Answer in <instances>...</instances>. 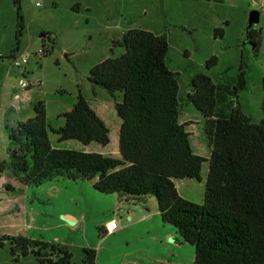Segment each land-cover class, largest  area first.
Returning a JSON list of instances; mask_svg holds the SVG:
<instances>
[{"label":"trees","instance_id":"trees-1","mask_svg":"<svg viewBox=\"0 0 264 264\" xmlns=\"http://www.w3.org/2000/svg\"><path fill=\"white\" fill-rule=\"evenodd\" d=\"M15 3L21 25L18 49L23 18L21 0ZM218 33L223 34V29L216 28ZM248 37L256 46L253 29ZM116 45L123 52L117 53ZM42 48L45 52V45ZM110 52L111 56L92 66L88 79L94 93L96 86L114 98L117 92L123 93V100L115 101L122 119L121 157L52 145L50 130L58 134L59 141L109 144V127L79 92L72 109L64 113L62 127H49L45 101L39 100L33 117L9 128L10 159L0 163V173L10 169L27 185L67 177L92 180L94 188L106 194L134 199L151 194L158 201L163 220L194 245V264H264V120H253L238 100L239 92L247 86L245 63L241 62L231 88L217 84L207 71L192 77V92L187 98L206 118L211 147L204 202L199 204L181 196L174 182L176 178L199 180L207 159L194 152L186 124L179 120V73L167 62V35L130 28L121 40L113 42ZM217 60L216 55L211 56L206 69L211 70ZM262 85L264 89V76ZM4 240L10 241L15 260L33 254L36 264L96 263L94 248H84L81 262L75 263L72 251L57 243L13 236L1 239L2 247ZM41 248H51L55 255L46 260ZM55 256L57 259L52 258Z\"/></svg>","mask_w":264,"mask_h":264},{"label":"rangeland","instance_id":"rangeland-1","mask_svg":"<svg viewBox=\"0 0 264 264\" xmlns=\"http://www.w3.org/2000/svg\"><path fill=\"white\" fill-rule=\"evenodd\" d=\"M20 6L23 28L17 49L21 28L18 5L15 0H0V163L9 161L11 147L8 130L2 123L22 110L27 112L39 99L50 104L58 98L69 100L79 92L92 98L90 69L111 56L113 42L121 40L128 28L166 33L170 44L167 62L171 69L180 72V97L187 114L200 115L189 100L185 103L191 76L206 71V61L216 55L217 64L208 72L217 84L225 83L229 88L236 80L241 62L245 63L247 86L239 92V103L242 110L251 112L256 122L264 118L258 107L264 76V0H225L211 6L209 2L195 0H21ZM252 10L260 13L259 21L251 28L257 37L256 46L246 34ZM226 20L227 36L215 40L211 36L213 25L225 27L222 22ZM43 45L46 53L39 56ZM116 52L120 53L121 49L117 47ZM22 55L28 59L24 69L13 64V58ZM22 81L29 86H22ZM98 87L108 97L107 90ZM193 131L191 143L197 152L194 138L201 137L203 130ZM206 176L207 164L203 163L196 184L203 185ZM8 182L14 186L9 190ZM88 183V180L53 178L39 185L17 184L5 173L0 178V240L7 232L16 230L42 233L54 243L58 237L56 243L67 247L79 260L83 237L93 241L98 235L94 223L88 221L100 205L102 192L94 188L91 194ZM71 211L87 219L76 226H61L62 213ZM30 223L35 224L38 233H34ZM4 242L0 246V264L37 263L33 254L20 255L15 260L10 241ZM53 252L51 248L42 249L46 260L49 255H55Z\"/></svg>","mask_w":264,"mask_h":264},{"label":"crops","instance_id":"crops-1","mask_svg":"<svg viewBox=\"0 0 264 264\" xmlns=\"http://www.w3.org/2000/svg\"><path fill=\"white\" fill-rule=\"evenodd\" d=\"M195 1L204 2L205 4L209 2L211 6L213 2L218 4V3H224L225 0H195ZM223 24L225 25V27H219L213 25V30H211V36H213L215 40H217L218 38L224 39L227 36L228 20H226L225 22L223 21L222 25ZM216 28H222L223 34H219V33L215 34ZM120 49L121 52H123V49L122 48ZM105 58H103L102 60H104ZM173 71L180 73L178 70H173ZM206 71L208 72L210 70L206 69ZM195 73L196 72L193 73L191 79ZM234 78H236V76ZM94 89H95V93L93 92L92 98L88 96L85 97L89 100L91 107L96 111V113L105 121V123L109 127L110 130L109 144H107L106 146H103L97 142L83 144L75 139L59 141L58 134L50 130L49 136L52 145L57 148L75 149L84 152H97L104 155H110L120 158L121 153L119 147V136H120L122 119L118 116L115 110V101L116 100L122 101L123 93L117 92L116 93L117 99L115 100V98L109 93L107 97L104 91H100L98 86L94 87ZM191 92H192V87H190L188 93ZM76 98L77 96L69 100L58 98L54 103H50V104L45 101L46 112H47V124L49 125V127L53 129H58L65 124L64 113L72 109L76 101ZM263 98H264V89H263V93L258 99V107H260L261 109H262ZM188 100L189 99L186 100L185 102L186 104ZM189 102L193 105V103L190 100ZM35 103L32 105L31 109L28 110L27 112L24 113V110H22L19 112L18 115H16V117L15 116L8 117L4 121V123H2V125H5L7 130H9V128L16 125L17 122L25 121L28 118L33 117L35 115V110H34ZM183 105L184 104L182 102V109L180 112L179 120L181 123L186 124V129L190 133V140H191V136L195 135L193 130L195 129L203 130L202 131L203 134L201 135V137L197 138L196 135L194 138L195 141L194 145L197 151L194 152L207 159V161H205L204 163L207 164V174H208V159L210 158L211 147L209 145L206 135V118L198 109L197 110L200 112V115L197 113L191 115L189 113L187 114L183 110ZM241 108H243L242 103H241ZM244 112L248 114V112L246 111ZM248 115L253 117L251 112ZM262 120H264V118ZM5 173L10 174L12 181L14 183L17 184L21 183V181L15 178V176L12 174L10 169H5L3 172H1L0 178H2ZM56 178L68 179L69 181L72 180L67 177H56ZM195 180L198 179L176 178L174 179V182L181 196L193 202L202 204L204 202L207 176L204 180V184L201 186L200 184L199 185L196 184ZM75 181H82V180H75ZM88 182L92 194V192L95 190L93 187L94 181L88 180ZM6 186L8 187V190L14 187L13 185H11L10 182H8ZM99 194H102L99 196L100 205L96 206V210H94L92 215L89 217V221H88L94 223L96 229L98 230V235L96 234L95 240L93 241L87 240L85 237H83L82 243L80 242V247H82V252L79 255L80 259L76 260L75 255L73 257V261L75 263L81 262L84 255L83 249L86 247H90V248H94L97 252L95 264H194L195 262L194 245L187 242L173 224L163 220L159 208V204L155 196L151 194H147L134 199L133 197H129L127 195H121L119 193H110V194L99 193ZM62 216L63 219H61L59 223L61 226L66 224L76 226L78 223H80L82 219L84 220L87 219V216L79 217L72 211L67 213L63 212ZM29 219L32 221L31 218ZM111 220H116L118 225L115 230L108 231L107 225H109ZM29 226L31 227V229H34L33 230L34 233L39 232V231L37 232L36 229L34 228L35 227L34 223L32 224L30 223ZM26 231L16 230L11 234L7 232L6 234H4V236L5 237L27 236L30 239H39L42 241H48L54 243V241H50L49 239L44 238L45 236L42 233L31 234V233H27ZM54 240L56 243L58 237H55Z\"/></svg>","mask_w":264,"mask_h":264},{"label":"built area","instance_id":"built-area-1","mask_svg":"<svg viewBox=\"0 0 264 264\" xmlns=\"http://www.w3.org/2000/svg\"><path fill=\"white\" fill-rule=\"evenodd\" d=\"M43 53H45L44 52V49L43 48H40L39 49V52H38V55L41 56ZM27 62H28V59H27V57L25 55H22V56H20L18 58H16V57L13 58V64L17 68L24 69L25 68V65L27 64ZM22 86L28 87L29 84L26 83V82H24V81H22ZM117 225L118 224H117V221L116 220H111L110 223H109V225H107L108 231L115 230L117 228Z\"/></svg>","mask_w":264,"mask_h":264},{"label":"water","instance_id":"water-1","mask_svg":"<svg viewBox=\"0 0 264 264\" xmlns=\"http://www.w3.org/2000/svg\"><path fill=\"white\" fill-rule=\"evenodd\" d=\"M259 19H260V13H259V11H257V10L250 11L248 25L246 27L247 37H248V34H249L250 29L253 27L254 23H257L259 21Z\"/></svg>","mask_w":264,"mask_h":264}]
</instances>
